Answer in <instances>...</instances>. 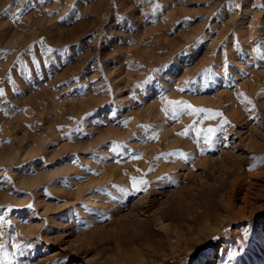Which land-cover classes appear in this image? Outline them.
<instances>
[{"label": "rangeland", "instance_id": "374dc122", "mask_svg": "<svg viewBox=\"0 0 264 264\" xmlns=\"http://www.w3.org/2000/svg\"><path fill=\"white\" fill-rule=\"evenodd\" d=\"M0 90V264H239L264 235V178L173 204L264 146V0H0Z\"/></svg>", "mask_w": 264, "mask_h": 264}, {"label": "bare ground", "instance_id": "6f19581e", "mask_svg": "<svg viewBox=\"0 0 264 264\" xmlns=\"http://www.w3.org/2000/svg\"><path fill=\"white\" fill-rule=\"evenodd\" d=\"M252 139V138H251ZM262 145V144H261ZM258 146L257 145V143L256 142H252L251 144H248L247 145V148H248V150H249V152H248V157L246 158V159H239V161L241 160V163H236L235 161H230V160H228L227 161V163L226 164H222L221 166H220V168H221V172H220V174H222V176H223V178H222V180L221 179H218V181L217 182H215V183H213V182H210L211 184H209V183H202L200 186H197V188H193V189H188V190H190V191H188L187 190V192L185 193V194H182L183 192H184V190H186V187L181 191V193H180V196L179 197H177L176 199H175V201H174V206H175V204H176V206H178V208L180 207V208H182L183 209V207L185 206V205H189V203H190V205H191V203H192V207H199V205H198V203H197V199H200L201 201H203V203L201 204V206L203 207V211L202 212H196V215H195V213L193 214L194 215V218L192 219V220H194V221H202L203 219H209L210 218V216H212L213 214H215V213H217L218 211H220V210H229V212L230 211H233V209H234V206H233V204H234V201H236V199H237V197H236V193H238V191L240 190L239 188H241L242 190H243V187L245 186V189H244V192H243V197H242V199L245 201H248V203H250V195H251V193H253L252 192V190H253V188H254V186H255V184L257 185V183L258 182H256V183H254V182H252L249 186L247 185V180L248 179H251V180H253V179H257V180H261L262 178H264V167H262L261 168V170L260 171H258L257 173H255V174H251V175H247V173L245 172V161H246V163H247V161L249 162V161H251L252 160V158H254V159H256V160H259V161H261L262 159H263V161H264V146ZM244 150V149H243ZM245 150H247L246 148H245ZM249 165H253L252 163H250ZM254 166V165H253ZM209 167H211V166H208V168ZM216 169H214V168H209L208 169V171H209V176H212V174L213 173H216V172H218L217 171V169L219 168H217V167H215ZM219 170V169H218ZM230 178H233V181L231 182V184H230V186L229 187H227V185H226V179L228 180H230ZM206 181V180H205ZM152 182V181H151ZM207 182V181H206ZM213 183V184H212ZM189 186V185H188ZM246 186H248L247 188H246ZM137 187H138V185H137ZM200 187V188H199ZM256 187V186H255ZM228 190V191H225V190ZM181 190V189H180ZM193 190H195L194 191V193H193ZM226 192L227 194H228V200L226 201L225 200V197H224V192ZM179 195V194H178ZM158 197H160V196H158ZM173 198V197H172ZM171 200V199H170ZM173 200H174V198H173ZM173 200H172V202H173ZM187 200H188V202L189 203H186L187 202ZM168 202H170L169 200H167ZM151 202H154V200H151ZM172 202H170V203H172ZM205 202V203H204ZM155 203V202H154ZM164 203H166V202H164ZM144 204V203H143ZM169 204V203H168ZM167 204V205H168ZM137 205H138V203H137ZM170 205H172V204H170ZM126 206V205H125ZM161 206H163L162 204H161ZM165 206V205H164ZM173 206V205H172ZM175 206V207H176ZM142 207V206H141ZM158 207V206H157ZM140 208V207H139ZM177 208V209H178ZM134 209H136V208H134ZM159 209V208H158ZM161 209V208H160ZM159 209V210H160ZM164 209V208H163ZM181 209V210H182ZM138 210V209H137ZM171 210H173V209H171ZM179 210V209H178ZM190 210V209H189ZM194 210H196V208L194 209ZM194 210H191V211H194ZM139 211V210H138ZM164 211V210H163ZM167 210H165V212H166ZM174 211H175V209H174ZM180 211V210H179ZM191 211H190V214H191ZM197 211V210H196ZM146 213L148 212V211H145ZM172 212V211H171ZM131 212H129V214H130ZM136 213V212H135ZM143 213V212H142ZM157 213V215H159V214H162V211H159V212H156ZM174 213V212H173ZM175 213H176V211H175ZM182 213V212H181ZM180 213V214H181ZM220 213V212H219ZM218 213V214H219ZM223 213V212H222ZM179 214V215H180ZM140 215H141V213L139 212V213H137V214H135V219L132 221V223L134 222L136 225H137V223H138V225H139V223L141 222L140 221V219L139 218H141L140 217ZM150 215V214H149ZM149 215H147V216H149ZM156 215V214H155ZM165 215V214H164ZM126 216V215H125ZM133 216V215H132ZM216 216H217V214H216ZM225 216V215H224ZM234 215H232V216H230V218L231 217H233ZM150 217V216H149ZM156 217V216H155ZM158 217V216H157ZM171 217H172V215H171ZM180 217V216H179ZM191 218L193 217V216H190ZM237 216H234L233 217V220H235V219H237L236 218ZM160 218H162V217H160V215H159V217L157 218V220H161ZM225 218V217H224ZM228 218V217H227ZM227 218H226V220H227ZM146 219V218H145ZM156 219V218H155ZM155 219H153V220H155ZM164 219V218H163ZM162 219V220H163ZM174 219H175V217H174ZM178 219V218H177ZM206 219V220H207ZM143 220H144V217H143ZM179 220V219H178ZM177 220V221H178ZM180 220H181V218H180ZM189 220H190V218H189ZM131 221V220H130ZM152 221V220H151ZM146 222V221H145ZM148 222V221H147ZM189 222V221H188ZM154 223H155V221H154ZM154 223H152V225L154 224ZM224 223V222H223ZM143 223H141V225H142ZM147 224V223H146ZM178 224V223H177ZM186 224V223H185ZM120 225V224H119ZM144 225V224H143ZM155 225V224H154ZM194 225V224H193ZM129 226V225H128ZM149 226H150V224H149ZM175 225H173V227H174ZM192 226V225H191ZM191 226L189 225V227H187L189 230L191 229ZM127 227V226H126ZM131 227V226H130ZM137 227V226H136ZM136 227H134V228H136ZM143 227V226H142ZM178 227V226H177ZM128 228V227H127ZM140 228V227H139ZM138 228V229H139ZM146 228V227H145ZM148 228V227H147ZM179 228V227H178ZM180 228H182V227H180ZM125 229V228H124ZM131 229V228H130ZM149 229V228H148ZM147 229V232L149 231ZM122 230H123V228H122ZM133 230V229H132ZM174 231H176L175 233H178L177 234V236L178 235H180L179 234V232L176 230V228L175 229H173ZM181 230V229H180ZM179 230V231H180ZM129 231V230H128ZM142 232V233H141ZM114 234H115V232H113ZM130 233V232H129ZM139 233H141V234H143V229H142V231L140 230V232ZM145 233V232H144ZM167 233H169V232H167ZM149 234V233H148ZM182 234V233H181ZM121 235V234H120ZM144 235V234H143ZM146 235V234H145ZM172 235V234H171ZM142 236V235H141ZM170 236V235H169ZM176 236V235H175ZM174 236V237H175ZM176 236V237H177ZM171 237H173V236H171ZM179 237V236H178ZM139 238H140V236H139ZM142 238H144V237H141V239ZM136 239V238H135ZM180 240V239H179ZM182 241V240H181ZM263 260H264V235H262V236H259V238H258V241H257V243H256V245H255V248H254V250H249V251H246V252H244L243 254H242V256L240 257V263L239 264H262L263 263Z\"/></svg>", "mask_w": 264, "mask_h": 264}, {"label": "snow or ice", "instance_id": "6c2138e0", "mask_svg": "<svg viewBox=\"0 0 264 264\" xmlns=\"http://www.w3.org/2000/svg\"><path fill=\"white\" fill-rule=\"evenodd\" d=\"M0 95H3V91L0 90ZM166 99V98H165ZM250 103V101H249ZM166 104L169 105V106H172V111L173 113H175L178 109L181 110V111H188L189 113H202V112H211L212 110H206V109H197L195 108L194 106H192L191 104H188L184 101H173V100H167L166 99ZM165 111H167V108L165 109ZM214 115H222L221 113H214ZM225 123H227V121L225 120L224 121ZM77 131H79V129H77ZM207 133H208V136L205 137L206 140H210L211 139V136L215 133V129H212V128H209L207 129ZM181 135H188V132L185 131L183 133H181ZM200 135V130L198 129L197 130V136ZM70 138V136H69ZM156 137H150V139H155ZM119 145L117 144L116 147H114L112 149V151L116 152L118 151L119 149ZM163 155V154H162ZM172 155H179L181 156L182 158L184 159H187V157L183 154V153H173ZM134 158H140V157H134ZM160 157H158L157 159H159ZM5 180H7L8 182H11L10 181V177H5ZM139 184H147V181L146 180H139L137 182L136 178H133V187L136 188L137 185ZM28 208H32L33 206L32 205H28L27 206ZM12 210V206H8L6 211H11ZM0 223H10V221H5L4 220V215L3 214H0ZM2 235V234H0ZM15 247L19 248L20 245H14ZM6 245L3 244V243H0V250H3L5 249ZM8 254L7 252H4L3 253V257H0V258H7Z\"/></svg>", "mask_w": 264, "mask_h": 264}]
</instances>
